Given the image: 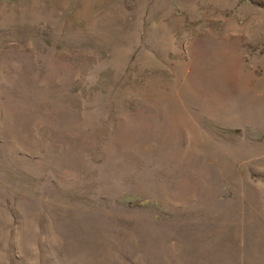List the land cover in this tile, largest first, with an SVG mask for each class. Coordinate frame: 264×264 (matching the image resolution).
I'll return each mask as SVG.
<instances>
[{"label":"rangeland","instance_id":"374dc122","mask_svg":"<svg viewBox=\"0 0 264 264\" xmlns=\"http://www.w3.org/2000/svg\"><path fill=\"white\" fill-rule=\"evenodd\" d=\"M0 264H264V0H0Z\"/></svg>","mask_w":264,"mask_h":264}]
</instances>
